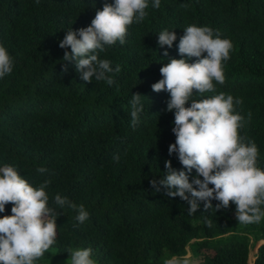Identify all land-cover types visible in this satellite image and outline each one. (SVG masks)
<instances>
[{
	"label": "trees",
	"instance_id": "obj_1",
	"mask_svg": "<svg viewBox=\"0 0 264 264\" xmlns=\"http://www.w3.org/2000/svg\"><path fill=\"white\" fill-rule=\"evenodd\" d=\"M153 2L145 19L128 27L123 45L99 53L121 68L108 85L82 81L75 61H63L59 42L114 0H0V45L14 58L12 72L0 78V167H14L33 187L51 179L49 206L61 213L56 243L34 264H57L69 259V249L88 247L96 264H164L188 252L198 264H249L257 247L252 264H264V243L257 246L264 242V219L239 224L232 202L218 212L200 202L189 215L186 202L150 183L163 178L165 161L186 171L168 153L176 140L170 94L151 86L162 79L161 67L182 58L177 46L190 25L218 30L233 45L223 62L225 83L214 82L215 92L203 96L194 90L193 99L220 92L241 98L236 110L245 120L250 112L251 120L240 132L256 143L257 166L264 169V0H160L158 9ZM165 29L177 36L170 49L158 45ZM137 93L144 111L133 127L130 102ZM195 176L193 169L190 182ZM57 194L84 205L89 218L80 223L74 209L57 207Z\"/></svg>",
	"mask_w": 264,
	"mask_h": 264
},
{
	"label": "clouds",
	"instance_id": "obj_2",
	"mask_svg": "<svg viewBox=\"0 0 264 264\" xmlns=\"http://www.w3.org/2000/svg\"><path fill=\"white\" fill-rule=\"evenodd\" d=\"M148 6V0L105 3L102 10L96 11L89 26L65 32L59 42V47L65 49L63 61H75V70L86 83L94 78L112 85L111 74L119 73L121 68L116 65L113 69L109 60L99 58V53L105 50V45L111 46L117 41L123 45L128 27L145 19ZM152 7L158 9L160 0H154ZM183 32L177 46L182 58H171L161 67L162 79L151 87L156 93L170 94L167 111L174 113L172 132L176 140L169 146L168 153L169 156L176 154L186 171H177L170 160L165 161L163 178L153 179L151 186L157 192L162 186L167 189L168 197H179L186 202L189 215L197 213L200 202L205 211L214 209L215 212L227 209L232 202L236 205L239 224H259L264 219V169L257 166L256 143L240 132L251 120V113L245 120L236 110L243 100L224 92L193 99L194 90L195 94L203 96L206 92H215V84L225 83L223 62L230 58L232 42L221 38L218 30L208 26L190 25ZM176 40L174 31L165 29L158 33L160 48L170 49ZM163 55L167 57L168 51ZM192 58H196L195 62L190 63ZM13 65L14 58L0 45V78L10 74ZM141 97L139 93L134 94L130 102L133 127L144 111ZM113 160L118 163L119 155H114ZM193 169L196 176L190 182ZM37 171L44 173L47 169L40 167ZM51 183V179H45L33 187L14 167H0V213L5 212L6 205H13L12 214L0 218V264H34L56 243V221L61 213L49 206L46 190ZM213 200L218 201L215 208ZM54 203L59 208L74 209L80 223L89 218L84 205L77 206L67 197L57 194ZM207 223L211 227L212 221ZM67 253L66 264H96L91 247L69 249ZM164 264L196 262L189 255H172Z\"/></svg>",
	"mask_w": 264,
	"mask_h": 264
},
{
	"label": "rangeland",
	"instance_id": "obj_3",
	"mask_svg": "<svg viewBox=\"0 0 264 264\" xmlns=\"http://www.w3.org/2000/svg\"><path fill=\"white\" fill-rule=\"evenodd\" d=\"M263 243H264L263 241H260V242L257 244V246H260V245H262ZM256 249H257V247L254 248V250H252L251 253H250L249 264H252V263H253V260L255 259L254 254H255V252H256ZM186 255H189L190 258H191L193 261H195V262L197 261V260H195V259H193V258L191 257V255H190L189 252H188ZM67 260H68V259H60V260L57 261V264H66ZM196 264H198V262H196Z\"/></svg>",
	"mask_w": 264,
	"mask_h": 264
}]
</instances>
